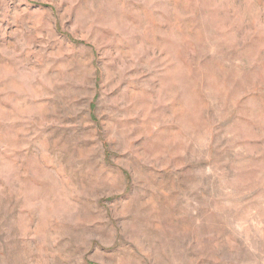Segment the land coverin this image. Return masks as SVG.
Returning <instances> with one entry per match:
<instances>
[{"label": "clouds", "instance_id": "obj_1", "mask_svg": "<svg viewBox=\"0 0 264 264\" xmlns=\"http://www.w3.org/2000/svg\"><path fill=\"white\" fill-rule=\"evenodd\" d=\"M209 14L217 23L195 38L115 27L105 43L127 47L91 66L99 87L80 73L36 81L5 114L25 139L0 160V264H222L239 249L264 264V131H249L264 122V0L179 13ZM92 20L104 31L122 17ZM204 53L227 70L202 67Z\"/></svg>", "mask_w": 264, "mask_h": 264}, {"label": "rangeland", "instance_id": "obj_2", "mask_svg": "<svg viewBox=\"0 0 264 264\" xmlns=\"http://www.w3.org/2000/svg\"><path fill=\"white\" fill-rule=\"evenodd\" d=\"M242 2L243 0H0V160L6 146L16 143L13 147H18L25 139L20 132L22 122L14 119L7 121L5 114L13 111L17 100L30 93L34 82L44 83L51 88L55 86L54 82L80 73L83 76L94 75L96 87H99L100 74L91 66L98 69V61L109 59L108 52L113 51L112 47H117L114 54L119 52V48L127 47V41L112 45L105 43L115 27L126 25L129 28L144 27L146 31L160 28L171 31L175 25L177 32L187 33L195 38L217 21L211 14L195 18L181 17V11H189L197 4L209 7L221 3L239 5ZM156 4L159 7L155 9L145 7ZM173 4L177 7V14L169 18L166 6ZM119 5H123L122 10H116ZM93 15L120 16L122 21L114 22L113 26L104 31H98L92 20ZM155 39L159 41L160 37L157 35ZM260 39L257 37L241 45L240 52L254 50ZM80 45L85 47H79ZM144 47L141 42L126 48V51L134 60L136 53ZM117 58L122 71L127 61L119 56ZM200 62L202 67L213 71L228 68L223 61L207 53L203 54ZM113 66V63L107 65L109 72ZM95 109V102L90 103L87 111L91 120L96 119ZM249 131L250 134L264 131V122ZM36 154L37 147L33 144L29 149V156ZM51 207L55 208V205ZM15 222L22 224L24 217L18 215ZM6 227L8 223L0 209V241L4 239ZM129 227L135 230L136 221H132ZM213 227L214 220L209 218L206 231L211 232ZM250 259L249 253L239 249L235 250V255L226 257L222 264H245Z\"/></svg>", "mask_w": 264, "mask_h": 264}]
</instances>
